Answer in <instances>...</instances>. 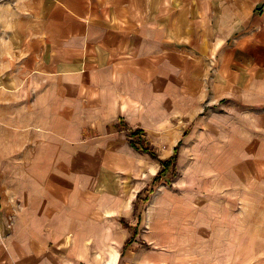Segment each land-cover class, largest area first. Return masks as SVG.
<instances>
[{
	"label": "crops",
	"instance_id": "obj_1",
	"mask_svg": "<svg viewBox=\"0 0 264 264\" xmlns=\"http://www.w3.org/2000/svg\"><path fill=\"white\" fill-rule=\"evenodd\" d=\"M218 107L264 115V0H0V221L24 236L0 264H79L91 223L126 217L162 167L135 129L161 160L176 148L174 172L181 140L188 178L223 171L207 159L239 154L199 147Z\"/></svg>",
	"mask_w": 264,
	"mask_h": 264
},
{
	"label": "rangeland",
	"instance_id": "obj_2",
	"mask_svg": "<svg viewBox=\"0 0 264 264\" xmlns=\"http://www.w3.org/2000/svg\"><path fill=\"white\" fill-rule=\"evenodd\" d=\"M210 112L202 114L207 120L202 131L216 129L217 135L199 147L233 149L239 155L208 158L216 159L220 167L223 162V171H213L212 165L208 173L188 178L185 170L197 160L188 157L185 148L197 141L186 144L181 140L176 172L169 168L159 177L146 201L141 193L120 221L113 217L91 223L88 242L73 250L79 264H108L115 254L118 264H264V115L227 107ZM167 143L160 142V148L164 150ZM194 167L199 171L197 163ZM11 168L2 174L8 179L1 177V182L18 195L16 186L23 174L18 173V166ZM152 186L153 182L147 189ZM201 187L206 189L202 193ZM177 198L184 200L179 204ZM20 228V221L13 217L0 221V248L16 237L23 240Z\"/></svg>",
	"mask_w": 264,
	"mask_h": 264
},
{
	"label": "trees",
	"instance_id": "obj_3",
	"mask_svg": "<svg viewBox=\"0 0 264 264\" xmlns=\"http://www.w3.org/2000/svg\"><path fill=\"white\" fill-rule=\"evenodd\" d=\"M141 135H142V130L140 129H135L131 132V138L129 140V142L131 143V145H133L135 148L139 149L141 152L148 154L150 157L155 158L159 161V163L162 165V168L157 172L156 176L153 179V186L155 183H157L159 177L165 175L169 170L174 171L173 167H174V161H175V156H176V148H175V152L173 153V155L166 160H161L160 158H158L157 154L148 146H145L144 142L141 140ZM175 169V168H174ZM151 187L149 189L145 188L142 191L138 192L137 194V198L140 197L141 193H145V197L143 198L145 201L148 199V196L153 192L154 187ZM132 241V237L128 240H126L123 244L122 250H121V254H123L125 248L131 243Z\"/></svg>",
	"mask_w": 264,
	"mask_h": 264
}]
</instances>
